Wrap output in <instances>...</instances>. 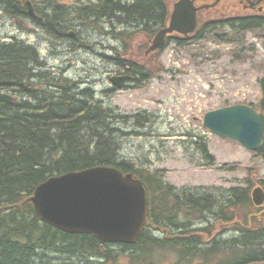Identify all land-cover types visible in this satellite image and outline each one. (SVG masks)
Listing matches in <instances>:
<instances>
[{"label":"trees","instance_id":"1","mask_svg":"<svg viewBox=\"0 0 264 264\" xmlns=\"http://www.w3.org/2000/svg\"><path fill=\"white\" fill-rule=\"evenodd\" d=\"M0 5L10 17H27L23 0H0ZM39 6L37 27L65 41L71 39V33L79 34L74 28L94 32L133 28L138 29L135 33L152 36L168 19L165 0H76L69 5L41 0ZM237 22L246 26L255 21ZM208 26L194 41L220 29ZM226 29L230 37L226 35L223 41L234 42L237 49L233 55L240 57L245 50L240 49L245 33L259 28ZM119 35L123 36L117 32L116 38ZM177 44L184 43L177 40ZM111 61L120 69L130 68L137 76H145L143 70L120 58ZM44 68L35 46L17 39L0 43V92H12L16 97L13 103H0V264H158L153 254L160 249L174 251L178 255L176 264H192L194 257L204 254L207 258L219 252L222 244H226V264L264 261V219L255 214L263 209L251 201L250 181L245 182L246 188H231L220 194L165 189L161 171L150 173L120 158L121 135L129 124L127 116L104 108L94 101L91 91H79L77 83L63 80L61 72ZM258 156L264 160V141ZM95 166H114L131 173L149 191L148 224L133 244H106L88 234L57 230L43 223L28 202L35 188L49 177ZM239 210L246 211L240 220ZM216 217L235 224L237 236L221 244L214 239L201 250L199 237H187L191 226L188 220L202 223ZM158 228L171 234L178 229L182 232L172 240L160 241L153 236V229Z\"/></svg>","mask_w":264,"mask_h":264},{"label":"rangeland","instance_id":"2","mask_svg":"<svg viewBox=\"0 0 264 264\" xmlns=\"http://www.w3.org/2000/svg\"><path fill=\"white\" fill-rule=\"evenodd\" d=\"M30 1L35 8L41 3V0H35L36 4L34 0ZM61 1L69 3L68 0ZM174 2L167 0L170 10ZM211 13L205 17L213 18ZM112 30L115 32L108 35ZM132 30L117 27L94 32L85 28L79 36L59 41L36 29L29 18L8 16L0 5V42L15 38L35 46L49 71L61 72V78L72 83L74 80H88L90 82L86 85L91 86L93 81L94 101L127 116L129 124L125 125L127 129L121 135L120 158L150 173L161 171L162 180L176 190H212L220 194L250 175L253 188L260 186L264 189V161L254 152L212 135L202 124L206 112L225 105L258 106L261 99L259 79L264 76V28L245 33V45L240 47L245 50L240 57L233 55L235 46L223 41L230 34L226 28L203 34L202 39L182 46L175 41L181 36L175 35L158 57L151 54L146 58L144 54L150 37L144 33H130ZM117 32L123 36L116 38ZM118 57L144 65L149 75L126 89L105 95L102 92L111 86L109 78L122 73L111 61V58ZM136 116L140 119L136 120ZM234 165H239L235 171L224 169ZM261 209L254 212L262 220L264 206ZM245 213L239 210L238 219H242ZM216 218L211 221L207 218L202 223L190 220L188 228L197 229L194 234H208L206 244L211 239L221 244L237 236L235 224L217 223ZM174 236L166 234L165 238L174 239ZM154 237L163 240V236ZM205 247L200 245L198 248L204 250ZM222 247L225 250L226 244ZM160 250L153 254L156 263H175L174 252ZM200 256L194 263L228 262L226 253L209 254L207 259L204 254Z\"/></svg>","mask_w":264,"mask_h":264},{"label":"water","instance_id":"3","mask_svg":"<svg viewBox=\"0 0 264 264\" xmlns=\"http://www.w3.org/2000/svg\"><path fill=\"white\" fill-rule=\"evenodd\" d=\"M188 0L174 5L169 24L154 37L149 52L163 48L166 35L179 33L185 38L195 30L196 9ZM28 14L34 17L29 2ZM125 78L116 83L120 87ZM260 112L236 105L207 112L203 125L219 137L235 140L257 150L264 139V77L260 80ZM13 98L0 95V103ZM255 205L264 202V193H252ZM39 219L68 234H90L108 244H133L146 222L147 209L142 183L116 168H94L53 176L38 185L29 199ZM264 264V263H260Z\"/></svg>","mask_w":264,"mask_h":264},{"label":"flooded vegetation","instance_id":"4","mask_svg":"<svg viewBox=\"0 0 264 264\" xmlns=\"http://www.w3.org/2000/svg\"><path fill=\"white\" fill-rule=\"evenodd\" d=\"M164 2V0H162ZM178 1V0H174ZM193 7L197 8V27L196 28H209V24L213 25L212 28H264V0H192ZM38 8L40 7L39 4ZM173 5V4H172ZM40 9V8H39ZM212 11L213 18H206ZM37 17L33 20V24L36 25ZM235 21L236 23L228 24V21ZM243 20H253L255 21L251 25H242L237 21ZM43 33H47L45 29L36 28ZM76 33H81L82 28H74ZM110 32H115L114 30ZM110 34V33H109ZM79 36V34H77ZM111 35V34H110ZM71 38L76 36V34L71 33ZM77 39V38H76ZM82 39V37L80 38ZM114 39V38H113ZM115 40V39H114ZM60 41V40H59ZM79 41V40H78ZM83 42H85L83 38ZM83 44H81L82 48ZM90 47V46H87ZM154 54V53H153ZM156 57V56H155ZM138 65L137 63H134ZM118 77H128L125 85H122V90L131 86V83L138 82L139 77L134 74L130 68ZM80 87V91L87 89L95 93L93 88L94 82L91 81V86L86 85L90 81L88 80H74ZM110 84L111 79L109 78ZM115 82V79L112 80ZM85 87L82 89V87ZM118 92V90L111 85L106 91L102 92ZM93 93V94H94Z\"/></svg>","mask_w":264,"mask_h":264},{"label":"bare ground","instance_id":"5","mask_svg":"<svg viewBox=\"0 0 264 264\" xmlns=\"http://www.w3.org/2000/svg\"><path fill=\"white\" fill-rule=\"evenodd\" d=\"M196 39V38H195ZM31 45V44H30ZM33 46V45H32ZM112 52H113V50H111ZM38 52H39V50H38ZM39 54H40V52H39ZM41 59V58H40ZM45 63V62H44ZM45 70H48V68H47V65H46V63H45ZM61 75H62V73H61ZM63 76V75H62ZM75 84H76V82L75 81H73ZM93 96H94V98H95V93L93 94ZM107 108H109V107H107ZM110 109V108H109ZM62 175V174H61ZM57 176H59V175H57ZM53 177V176H52ZM50 178V177H49ZM230 233V232H229ZM227 234V233H226Z\"/></svg>","mask_w":264,"mask_h":264}]
</instances>
